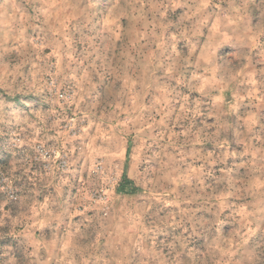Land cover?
Segmentation results:
<instances>
[{
    "label": "clouds",
    "instance_id": "clouds-1",
    "mask_svg": "<svg viewBox=\"0 0 264 264\" xmlns=\"http://www.w3.org/2000/svg\"><path fill=\"white\" fill-rule=\"evenodd\" d=\"M0 264H264V0H0Z\"/></svg>",
    "mask_w": 264,
    "mask_h": 264
},
{
    "label": "rangeland",
    "instance_id": "rangeland-1",
    "mask_svg": "<svg viewBox=\"0 0 264 264\" xmlns=\"http://www.w3.org/2000/svg\"><path fill=\"white\" fill-rule=\"evenodd\" d=\"M130 178V177H129Z\"/></svg>",
    "mask_w": 264,
    "mask_h": 264
}]
</instances>
